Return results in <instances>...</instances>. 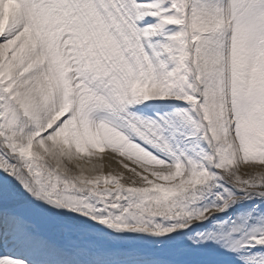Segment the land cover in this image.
I'll list each match as a JSON object with an SVG mask.
<instances>
[{
    "label": "snow or ice",
    "instance_id": "6c2138e0",
    "mask_svg": "<svg viewBox=\"0 0 264 264\" xmlns=\"http://www.w3.org/2000/svg\"><path fill=\"white\" fill-rule=\"evenodd\" d=\"M0 264H264V0H0Z\"/></svg>",
    "mask_w": 264,
    "mask_h": 264
},
{
    "label": "bare ground",
    "instance_id": "6f19581e",
    "mask_svg": "<svg viewBox=\"0 0 264 264\" xmlns=\"http://www.w3.org/2000/svg\"><path fill=\"white\" fill-rule=\"evenodd\" d=\"M105 155H107V153H102V154H101V156H105ZM86 159H88V158H86ZM91 159H92L93 161H95V160L99 159V157H91ZM113 167H115V166H113ZM109 170H110V169L107 168V167H105V169H104L105 172H108Z\"/></svg>",
    "mask_w": 264,
    "mask_h": 264
}]
</instances>
